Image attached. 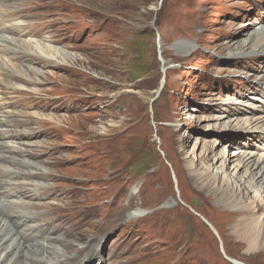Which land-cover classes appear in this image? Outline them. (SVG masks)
<instances>
[{
    "label": "rangeland",
    "instance_id": "obj_1",
    "mask_svg": "<svg viewBox=\"0 0 264 264\" xmlns=\"http://www.w3.org/2000/svg\"><path fill=\"white\" fill-rule=\"evenodd\" d=\"M59 1L26 0V16L13 17L34 32L22 40L60 51L61 68L34 66L43 76L24 83L10 73L31 80L29 64L0 51V105L10 87L21 102L1 111L46 122L24 143L60 176L41 202L62 205L50 227L96 238L97 255L77 259L93 264H264L249 252L246 220L225 216L202 190L233 154L264 166V127L239 122L264 117V0H76L75 10ZM20 2L0 0V11ZM2 152L0 202L1 180L12 179ZM238 164L231 174L245 177ZM249 193L247 207L262 205L259 231L264 187Z\"/></svg>",
    "mask_w": 264,
    "mask_h": 264
},
{
    "label": "bare ground",
    "instance_id": "obj_2",
    "mask_svg": "<svg viewBox=\"0 0 264 264\" xmlns=\"http://www.w3.org/2000/svg\"><path fill=\"white\" fill-rule=\"evenodd\" d=\"M15 1L21 2L20 4L15 3V6L10 7L9 11L7 9L4 12L0 11V51L13 54L14 57L18 55L23 62L29 64V67L25 64L24 66L28 69L26 70L27 77L30 76L31 80L26 79V81H23L22 77L16 78L11 73L10 76L11 79L15 78L18 81L31 84L33 83L32 77H39L43 73L34 66L39 68H61V64L55 59L59 57L60 51L51 45L43 48L42 44L35 40L27 41L29 43L22 40L24 35L30 36L34 32L29 33L27 28L24 27L26 25L20 24V20L13 16L15 13H18V16H26L22 8L33 3H27L26 0ZM76 2V0H60L57 6L75 10V7H77ZM7 15H9L8 18ZM8 32L12 37L5 36ZM259 44L256 49L258 48L264 52V43L260 47ZM11 45L14 48H11ZM21 47L26 49L23 50ZM261 82L264 83V76L261 77ZM9 89L11 92L9 91L7 94H10L13 98L8 99V103L3 106L0 105V139L11 141L4 142L0 147L4 148L1 159L8 161L11 165L5 166L2 172L4 171L9 178H15L16 181L11 182L12 179H8V181H5L6 179L1 180L7 191L2 192L4 195L2 194L0 202V264H93V260L87 262L85 259L81 261L77 259L82 256L93 255L95 257L97 255V244L94 243L96 238L90 240V237H85L83 239L84 236L79 237L81 233L73 235L74 230L72 229L65 231L66 227H50V224L56 221L54 220L56 219V213L60 211L62 205L55 207L52 204H41V202L45 201L46 197L54 196L53 194L57 190L56 182L60 179V176L55 175L54 171L48 170L54 166L49 161L50 159L36 160L41 153V150L33 148L37 145L24 143L26 137H30L31 133L28 132H36V127L40 129V127L46 126V122L41 114L35 116L23 112L1 111V109H6L7 106L15 107L21 103L19 100L20 95H18L20 93L15 91L16 89L13 87ZM10 95L5 96L9 97ZM239 122L244 123L246 126L257 124L260 128L264 127V117L258 119L247 117L243 120L240 119ZM32 126L33 128L28 131L27 128L29 129ZM10 154L11 156H9ZM205 160L212 162L209 155ZM234 160L239 161L238 167L245 169V177L248 181L246 180L243 183L244 176L237 177L231 174L228 165ZM225 162L222 164L224 177H220L219 172L217 175H209L208 173L207 183L202 190L215 197L217 208L221 209L225 216L236 219L242 218L244 222L246 220L245 226L243 225L245 230L243 236L249 252L259 250L260 254L264 255V225L259 231L254 226V216L262 210V205L255 202V206L250 208L244 203L252 188L264 187V166L259 172H256V169L260 167V161L255 164V162L250 161V158L240 154H233ZM241 195L243 200L239 198ZM13 198L15 199L13 200ZM57 201L62 203L61 199ZM33 211H37V214ZM47 213H50V215L46 216ZM31 222L34 225H30ZM86 224L89 225V221L81 223L78 228L85 227ZM210 226L212 230H216L212 225ZM77 242H82L83 247H79ZM230 262H233L232 264H245L234 259H230Z\"/></svg>",
    "mask_w": 264,
    "mask_h": 264
},
{
    "label": "water",
    "instance_id": "obj_3",
    "mask_svg": "<svg viewBox=\"0 0 264 264\" xmlns=\"http://www.w3.org/2000/svg\"><path fill=\"white\" fill-rule=\"evenodd\" d=\"M207 223V225L211 228V226H210V224H208V222H206ZM215 232V231H214ZM215 234L218 236V233L217 232H215ZM219 237V236H218ZM222 247V246H221ZM233 263V262H232Z\"/></svg>",
    "mask_w": 264,
    "mask_h": 264
}]
</instances>
